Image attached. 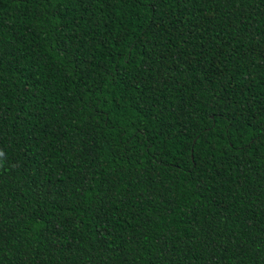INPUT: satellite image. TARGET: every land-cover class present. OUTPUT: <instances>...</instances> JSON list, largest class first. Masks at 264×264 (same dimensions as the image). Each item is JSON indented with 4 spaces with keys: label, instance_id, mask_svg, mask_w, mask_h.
<instances>
[{
    "label": "trees",
    "instance_id": "obj_1",
    "mask_svg": "<svg viewBox=\"0 0 264 264\" xmlns=\"http://www.w3.org/2000/svg\"><path fill=\"white\" fill-rule=\"evenodd\" d=\"M0 264H264V0H0Z\"/></svg>",
    "mask_w": 264,
    "mask_h": 264
}]
</instances>
